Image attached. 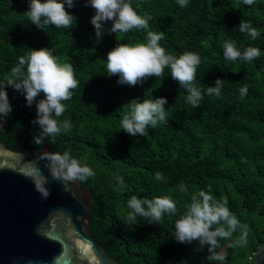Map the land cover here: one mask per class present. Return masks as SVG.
Listing matches in <instances>:
<instances>
[{"label":"trees","instance_id":"16d2710c","mask_svg":"<svg viewBox=\"0 0 264 264\" xmlns=\"http://www.w3.org/2000/svg\"><path fill=\"white\" fill-rule=\"evenodd\" d=\"M85 2L79 0L71 10L77 24L70 29L40 31L24 15L27 0H0V80L30 49L47 47L58 62L73 66L79 81L72 99L64 102L65 113L57 118L68 120L70 131L40 144L32 140L34 108L24 107L23 97L9 89L14 110L0 131L2 142L22 153L45 145L52 154L70 151L93 169L94 175L81 181L93 198L90 228L119 264H221L209 259L206 246L180 245L171 237L191 195L209 189L247 225L246 235L237 229L220 241L217 252L227 246L225 264H248L264 243V0L251 6L242 0H190L184 8L177 0H132L138 14L148 18L147 27L105 35L100 42L89 22L94 10ZM240 21L258 29L260 37L241 33ZM150 31L163 33L160 44L167 53L178 57L193 52L201 58L194 81L202 94L199 107L185 103L188 93L172 80L168 68L136 87L118 86L117 77L106 76L107 53L116 44L144 42ZM226 41L242 51L259 48L261 55L229 64L223 57ZM218 78L221 94L208 95L207 86ZM245 84L249 90L241 98ZM161 96L169 101L167 124L149 126L137 137L122 131L129 101ZM157 172L163 181L155 179ZM134 195L170 197L176 215L155 224L145 217L129 219L126 205ZM242 235L246 243L240 241Z\"/></svg>","mask_w":264,"mask_h":264},{"label":"clouds","instance_id":"9594fccd","mask_svg":"<svg viewBox=\"0 0 264 264\" xmlns=\"http://www.w3.org/2000/svg\"><path fill=\"white\" fill-rule=\"evenodd\" d=\"M28 10L24 15L28 23L37 30L47 28L70 29L77 24V17L72 13L79 0H27ZM244 5L251 6L255 0H242ZM181 8L186 7L190 0H177ZM85 7L94 10L90 18L95 33V40L101 41L105 35L129 33L133 29L147 27L148 18L141 16L132 6V0H86ZM241 33L251 39H257L261 33L249 22L240 21L237 26ZM163 33L148 32L144 42L136 44H116L106 57L107 77H117L118 86L136 87L143 85L149 78L160 77L165 68L170 69L171 78L179 88L187 91L185 103L197 108L202 100L201 91L194 86L197 68L201 58L193 52H185L174 56L161 46ZM223 57L229 64L237 60L252 62L261 55V49L247 47L243 51L232 41L223 45ZM79 81L75 78L71 64L58 62L57 58L47 47L30 49L26 56H21L15 67L11 68L5 79L0 80V125L5 123L13 113V104L9 98V89L24 99V107L35 110V118L30 122L35 129L32 140L37 144L45 139H55L61 133L70 131L68 120H58L66 111L65 101L72 99V90L76 89ZM222 90V79H216L214 86H207L208 95L219 96ZM248 85L240 88L241 98L248 93ZM129 111L121 120V128L130 137L143 136L149 126L158 123L167 124L169 105L167 97L153 99H132L127 103ZM11 153L0 148V156ZM47 159L52 176L65 181H85L94 175L93 169L82 164L70 151L49 154ZM31 178L36 190L47 198L50 192L46 190V178L37 167L31 170ZM123 186L122 178H117ZM155 179L163 181V174L155 173ZM185 191V186H180ZM130 209L129 219L137 216L148 219L149 224L158 223L165 216H175L176 203L170 197H153L152 199L132 196L127 201ZM186 214L174 223L171 237L177 244L192 245L196 243L201 248L205 246L210 253L209 259L225 264L226 255L217 252L221 249L220 241L232 236L237 229L245 235L247 225L242 224L234 213L227 207V201H219L211 190H200L191 195V201L186 205ZM215 226V227H214ZM226 226V227H225ZM246 243L245 236L240 237Z\"/></svg>","mask_w":264,"mask_h":264},{"label":"water","instance_id":"95a60500","mask_svg":"<svg viewBox=\"0 0 264 264\" xmlns=\"http://www.w3.org/2000/svg\"><path fill=\"white\" fill-rule=\"evenodd\" d=\"M6 123L0 125V131ZM0 156V264H119L93 235V198L80 180L52 176L41 149ZM46 178L47 198L36 190L31 170ZM248 264H264V243Z\"/></svg>","mask_w":264,"mask_h":264},{"label":"rangeland","instance_id":"374dc122","mask_svg":"<svg viewBox=\"0 0 264 264\" xmlns=\"http://www.w3.org/2000/svg\"><path fill=\"white\" fill-rule=\"evenodd\" d=\"M226 247H227V246L224 247V249H223V253L225 252Z\"/></svg>","mask_w":264,"mask_h":264}]
</instances>
